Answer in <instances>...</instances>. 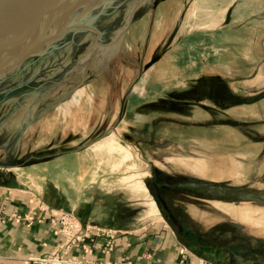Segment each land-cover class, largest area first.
I'll use <instances>...</instances> for the list:
<instances>
[{
	"label": "rangeland",
	"instance_id": "374dc122",
	"mask_svg": "<svg viewBox=\"0 0 264 264\" xmlns=\"http://www.w3.org/2000/svg\"><path fill=\"white\" fill-rule=\"evenodd\" d=\"M170 1L178 0H83L66 18L74 24L54 34L59 9L49 11L39 33L53 36L0 73V166L73 171L82 201L116 197L136 207L141 224L176 228L150 191L157 175L171 182L162 190L171 209L200 230L231 219L264 238V203L234 193L209 198L176 184L189 177L264 191V65L242 63L235 75L234 65L207 60L202 40L194 47L185 39L200 35L185 31L187 9L165 32ZM104 138L123 149L101 150L95 143ZM41 205L48 206L36 199L27 211ZM178 248L180 256L192 252L183 242Z\"/></svg>",
	"mask_w": 264,
	"mask_h": 264
},
{
	"label": "crops",
	"instance_id": "0c3cea01",
	"mask_svg": "<svg viewBox=\"0 0 264 264\" xmlns=\"http://www.w3.org/2000/svg\"><path fill=\"white\" fill-rule=\"evenodd\" d=\"M186 1L189 4L185 7L182 0L176 1L174 7L170 1L169 13H164L169 15V22L163 29L165 32L182 21L179 16L182 10L187 9L185 31L199 32L200 35L191 34L185 39L187 44L191 42L190 46L194 47L195 42L202 40L207 60L234 65L235 75L241 71L242 63L264 65V0ZM64 156L67 155L61 154L60 162L65 166ZM62 170L38 171L34 165L27 168L13 164L0 166V203L5 204L7 210L24 212L36 199H40L54 209L75 210L82 221L92 227L91 236L85 239L91 246V251L86 253L89 264H119L128 261L131 264H178L181 257L178 247L181 242L192 249L191 254L186 257L188 264H199L202 259L210 261V264H227L229 255L238 260L239 255L233 256L232 252L223 250L219 245L210 249L207 245L199 246L190 242L175 226L171 230L154 220L141 224L136 216V207H131L129 203L116 197L111 198L108 203L104 200L82 201L84 185H81V177L76 178L73 171L68 173ZM199 170L204 171V168ZM131 208L134 209L133 213L130 212ZM132 214L134 215L131 216ZM48 217L46 214L42 221L32 223L15 219L0 223V264H33L28 259L30 256L54 249L64 237ZM99 226L112 227L115 231L114 245L108 252L101 249L106 237L94 235L95 228ZM253 242L262 246L264 238L255 235L251 243ZM73 251L78 252L76 248ZM237 260V264H245ZM246 262L264 264V256L254 254Z\"/></svg>",
	"mask_w": 264,
	"mask_h": 264
},
{
	"label": "water",
	"instance_id": "95a60500",
	"mask_svg": "<svg viewBox=\"0 0 264 264\" xmlns=\"http://www.w3.org/2000/svg\"><path fill=\"white\" fill-rule=\"evenodd\" d=\"M0 73L9 67L27 58L41 44L46 42L53 35L41 36L40 25L47 13L52 9H59V20L56 23L55 32L62 31L65 26L73 25L68 23L66 18L71 11L83 0L68 3L69 0H43L39 12L29 15L40 0H0ZM39 2V3H38ZM2 3V4H3ZM62 5V6H61ZM29 15V16H28ZM194 183V182H193ZM201 183L208 185L210 192L215 188H221L220 194H237L240 197H254L258 202L264 203V191L246 190L242 187L224 185L221 181L203 180ZM156 200V199H155ZM253 237L250 238V243Z\"/></svg>",
	"mask_w": 264,
	"mask_h": 264
},
{
	"label": "flooded vegetation",
	"instance_id": "af4514ba",
	"mask_svg": "<svg viewBox=\"0 0 264 264\" xmlns=\"http://www.w3.org/2000/svg\"><path fill=\"white\" fill-rule=\"evenodd\" d=\"M202 181L203 180H192L188 177L185 179H180L176 184L179 187H188L192 191H195L197 195L214 199L226 197V195L220 194L221 188H215L213 192H210L209 186L201 183ZM149 185L150 191L156 199V202L163 215L173 225H176L177 230L182 232L190 242L197 243L199 246L207 245L211 247L210 249H214L219 245L223 250L229 251L230 253L232 252L233 256L234 254L239 255L238 260L244 262L245 264H250V262H246V260L254 254L259 253L261 255L263 254L264 256V243H262V246H260L258 242L250 243V238L255 235L241 231L240 229L242 224H240L238 221L222 219L216 221L209 227L202 228V230H200L192 222L193 219H188L181 214L177 215L176 212H174L169 206L168 200L166 199L162 190H170L171 182H166L163 180L160 181L159 177L155 175V177L150 181ZM226 198L230 199L228 196ZM236 258H233L229 255L226 263L237 264Z\"/></svg>",
	"mask_w": 264,
	"mask_h": 264
},
{
	"label": "built area",
	"instance_id": "2783aa9c",
	"mask_svg": "<svg viewBox=\"0 0 264 264\" xmlns=\"http://www.w3.org/2000/svg\"><path fill=\"white\" fill-rule=\"evenodd\" d=\"M34 209V208H33ZM32 208L25 212H18L16 210L6 211L4 206L0 204V221L4 222L10 219L24 220V221H41L49 215V219L52 223L56 224L57 229L64 235V240L61 241L52 251L46 252L40 255H33L29 258L35 264H88V260L85 257V251H91V248L86 244L85 238L89 235V228L91 225L83 224L72 213L54 209L48 206H39V212ZM43 211V212H42ZM42 212V213H41ZM115 231L111 228L108 230L96 231V234L105 235L107 237L103 251H108L113 246V237ZM76 247L78 252H74L73 248ZM185 255L182 253L179 264H187L185 261ZM112 262H107L110 264ZM119 264H131L129 261Z\"/></svg>",
	"mask_w": 264,
	"mask_h": 264
},
{
	"label": "bare ground",
	"instance_id": "6f19581e",
	"mask_svg": "<svg viewBox=\"0 0 264 264\" xmlns=\"http://www.w3.org/2000/svg\"><path fill=\"white\" fill-rule=\"evenodd\" d=\"M40 2V3H39ZM38 3L39 4H37L36 6H35V9L29 14V15H33L34 13H36L37 11L39 12L40 11V9H41V6H42V4H43V0H40ZM3 3V1H0V5H4V3ZM0 10H1V8H0ZM2 11H0V13H1ZM28 15V16H29ZM95 144H100L99 145V147H100V149L101 150H107V151H115V150H119V149H123V147L121 146V145H118V144H115L110 138H104V139H102V140H100V141H98V142H96ZM127 151V150H126ZM130 153L129 152H127V157H130ZM124 157L125 159L127 158V157ZM123 158V157H122ZM119 162L117 161V160H115L114 161V164L116 165V164H118Z\"/></svg>",
	"mask_w": 264,
	"mask_h": 264
}]
</instances>
